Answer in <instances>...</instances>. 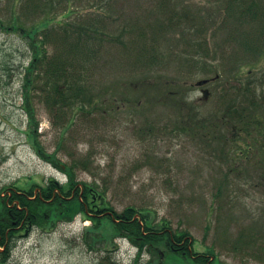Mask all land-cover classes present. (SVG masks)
Instances as JSON below:
<instances>
[{
    "label": "rangeland",
    "instance_id": "rangeland-1",
    "mask_svg": "<svg viewBox=\"0 0 264 264\" xmlns=\"http://www.w3.org/2000/svg\"><path fill=\"white\" fill-rule=\"evenodd\" d=\"M15 2L0 0V19H9ZM208 4V0H73L68 5L67 0H54L49 8L56 12L52 16L56 30L66 24L89 28L97 49L89 62L78 63L86 65L77 67L84 69L90 95L97 97L102 109L96 106L98 110L87 116L77 109L68 115L66 124L50 115L38 93L33 92L27 105L23 81L33 51L21 33L0 26V195L7 198L12 191L32 187L34 191L50 177L67 183L68 176L40 155L36 137L43 150L49 154L57 150L63 162L83 161L77 166V180L95 183L111 207L101 216L135 206L150 212L157 229L165 219L168 230L189 234L200 254L208 255L214 247L219 264H264V177L262 169L254 167L263 149L240 166L245 162L235 164L232 149L226 148L228 162H224L211 156L212 146L204 138L179 128L182 117L188 124L193 117L215 119L234 98L232 82L226 84L227 77L237 74L236 68L227 69L236 64L232 55L198 48L196 62L190 64L168 57L195 51L188 44L190 38L182 39L184 32L199 39L204 34L212 38L201 20L203 13H212ZM19 12L24 17L21 8ZM24 19L28 25L32 15L27 13ZM116 37L121 40L114 43ZM130 39H137V53L144 49L156 59L141 62L131 52L136 53L133 60L123 54V62H117L115 47L122 48V42ZM209 49L218 48L212 42ZM247 67H242L243 82L254 79ZM181 68L185 72H179ZM255 69L264 70V57ZM216 74L220 77L202 89L195 85ZM203 88L210 91L208 97ZM190 104L193 110L181 114L178 105ZM27 107L35 111L36 133ZM233 145L235 140L229 147ZM91 225L78 215L48 230H17L9 256L3 255L5 247L0 243V264L135 263L139 248L127 235L111 237L106 224L101 228L102 241L106 234L111 240L92 245L84 238ZM157 247L164 255L161 261L173 264L166 262L167 247ZM143 254L138 263L159 264L158 257L152 258L146 250Z\"/></svg>",
    "mask_w": 264,
    "mask_h": 264
},
{
    "label": "trees",
    "instance_id": "trees-1",
    "mask_svg": "<svg viewBox=\"0 0 264 264\" xmlns=\"http://www.w3.org/2000/svg\"><path fill=\"white\" fill-rule=\"evenodd\" d=\"M71 1L73 2V0H67L68 5ZM104 1L106 0H100L101 3ZM208 2L210 6L206 8H211L212 13H203L201 20L207 24L212 38L204 34L199 39L191 35L186 36L187 32H184L182 39L190 38L188 44L194 47L195 51L185 50V55L182 52H175L168 57L171 60L179 59L181 62L186 61L190 64L191 61L196 62L198 48H202L203 51L210 54L218 52L220 55H232L236 64H233L232 67L230 64V69H227H237L232 85L234 98L227 104L226 113L222 116L219 115L218 120H225L227 129H234L235 134L242 135L240 141L233 145L236 157L232 158H234L235 164L241 163L244 159L245 163H249L256 153H260L258 151L260 148L264 151V70L257 71L255 69L264 57V0H208ZM19 3L21 5L17 11ZM53 3L54 0H16L9 19H0V26L8 31L12 30L16 34L21 33L29 40L33 51L31 65L27 68L23 81L27 105L31 102L33 92L38 93L49 113L53 117L55 116L57 121L65 122L69 118L68 115L75 114L77 109L82 110L83 115L86 116L95 109H102L96 101L97 97L94 98L90 95L84 69L77 67L86 65L78 63L89 62L96 55L97 49L95 38L90 35L89 28L83 30L81 27L66 24L59 26V31L56 30L57 24L52 22V16L56 12L49 8ZM55 7L58 5L55 4L53 10ZM20 8L24 17L27 13L32 15L30 24L26 25L27 21L20 16ZM26 10L30 11L26 12ZM56 10L58 9L54 11ZM70 11L73 13V10ZM58 24L63 25V23ZM115 39L121 40L120 37H116L114 43ZM54 40L56 41L54 42ZM212 42L218 48L216 51L209 49ZM53 43H56L54 50ZM59 43H62L64 48ZM115 48L117 62H123V54L129 56V61L133 60L137 53V39L126 40L122 42V48ZM105 52L108 53V51ZM131 52L136 53L130 54ZM137 54L141 62L144 60L152 62L156 59L155 55L152 56L149 51L144 49H140ZM243 66H248L249 76L254 77L253 80L242 81ZM186 70L189 72V69ZM179 72L183 73L185 69L181 68ZM231 80L230 77H227L226 83H230ZM88 106L90 108H87ZM72 107L76 109L71 112ZM27 109L32 132L36 133L38 122L35 118V111L32 107H27ZM178 109L183 114V111L190 113L193 107L192 104L189 106L178 105ZM183 118V124L181 123L179 128L196 136L200 128L197 117L191 118L192 121L189 124ZM211 127H213L212 123H203L204 133L210 135ZM35 142L40 155L62 170L68 176V181L61 184L54 178H50L45 185L41 186V193L37 195L34 193L33 187L30 190L27 189L26 194L12 191L13 196L10 197V201L9 196L5 198L0 195V243L5 247L4 256L6 253L9 256L13 247L12 236L15 229H12L11 216L17 215L19 220L24 218L27 221L32 220L37 227L48 230L54 228L59 222L73 221L78 214H81L83 218L92 222L91 227L84 233V238L90 240L92 245H97L95 242L105 244L106 239L107 242L111 240L108 238L109 234H106L102 241L101 228L106 224L109 225L107 230L113 233L111 237L120 234L127 235L139 248L134 264H141L138 263V260L144 250L148 251L152 258L158 257L159 264H166L161 261L164 255L158 251V245L167 247L166 262L219 264L218 256L215 257L213 254L214 247L208 249V255L200 254L195 250V241H191L189 234H185L181 230L174 232L168 230V222L165 219L162 221L164 225L161 229H157L154 220L148 215L149 211H141L135 206H128L120 213L114 211L113 215L101 216V212L111 207H107L104 195L99 192L95 183H79L77 180V166L82 165L83 161L75 159L73 162L65 163L58 157L57 150L49 154L43 150L36 137ZM220 158H225V162H228L227 153L224 150ZM239 165H244V163ZM84 166L87 165L84 164ZM254 167L261 168V175L264 177V153L257 159V164ZM28 196L36 197L29 199ZM13 202H16L15 205L10 207L9 204ZM18 205L24 209L19 210ZM145 246L147 248L143 249ZM6 260L7 258H4L3 262ZM146 264H154V262L150 260Z\"/></svg>",
    "mask_w": 264,
    "mask_h": 264
},
{
    "label": "flooded vegetation",
    "instance_id": "flooded-vegetation-1",
    "mask_svg": "<svg viewBox=\"0 0 264 264\" xmlns=\"http://www.w3.org/2000/svg\"><path fill=\"white\" fill-rule=\"evenodd\" d=\"M11 207V205H10ZM19 212V211H16ZM11 224H12V228L14 229H19V228H24V227H31V225L33 224L32 220H26L25 218L22 220H19L18 216H11Z\"/></svg>",
    "mask_w": 264,
    "mask_h": 264
},
{
    "label": "water",
    "instance_id": "water-1",
    "mask_svg": "<svg viewBox=\"0 0 264 264\" xmlns=\"http://www.w3.org/2000/svg\"><path fill=\"white\" fill-rule=\"evenodd\" d=\"M206 82H207V80L199 81V82H198V85L205 84Z\"/></svg>",
    "mask_w": 264,
    "mask_h": 264
}]
</instances>
